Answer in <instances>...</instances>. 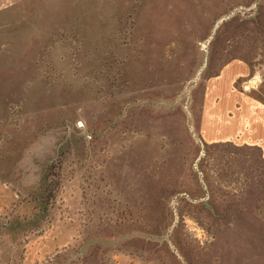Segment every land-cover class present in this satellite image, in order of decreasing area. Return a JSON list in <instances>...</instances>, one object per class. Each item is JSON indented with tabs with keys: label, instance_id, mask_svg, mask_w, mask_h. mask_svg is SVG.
Returning <instances> with one entry per match:
<instances>
[{
	"label": "rangeland",
	"instance_id": "374dc122",
	"mask_svg": "<svg viewBox=\"0 0 264 264\" xmlns=\"http://www.w3.org/2000/svg\"><path fill=\"white\" fill-rule=\"evenodd\" d=\"M249 47L264 0H0V264H264V165L194 123Z\"/></svg>",
	"mask_w": 264,
	"mask_h": 264
},
{
	"label": "crops",
	"instance_id": "0c3cea01",
	"mask_svg": "<svg viewBox=\"0 0 264 264\" xmlns=\"http://www.w3.org/2000/svg\"><path fill=\"white\" fill-rule=\"evenodd\" d=\"M244 51V56L229 58L222 65L214 68L209 78H206L199 96L200 120L199 122L195 120V113L194 123L197 132H200L202 128L209 135H215L213 139L207 140L206 145L243 146L253 149L263 168L264 49L260 50L261 53L252 52L250 47ZM247 84L249 86L245 88ZM252 116L254 118V143H236L220 137L232 130V122L238 127V123L241 124L243 118H252ZM263 170L260 169V172L255 174L254 209L259 207L264 209Z\"/></svg>",
	"mask_w": 264,
	"mask_h": 264
}]
</instances>
